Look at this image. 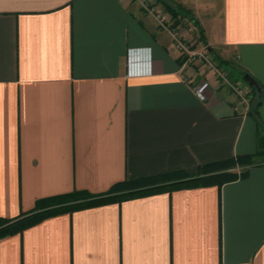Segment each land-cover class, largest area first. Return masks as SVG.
Instances as JSON below:
<instances>
[{
  "label": "crops",
  "instance_id": "1",
  "mask_svg": "<svg viewBox=\"0 0 264 264\" xmlns=\"http://www.w3.org/2000/svg\"><path fill=\"white\" fill-rule=\"evenodd\" d=\"M190 18L183 38L260 89L257 115L199 63L183 66L139 0H0V218L73 190L257 151L264 135V0H147ZM199 28V30H198ZM142 49L150 73L127 76ZM186 73L188 80L183 79ZM209 82L200 99L196 84ZM0 264H264V161L221 185L45 217L0 238Z\"/></svg>",
  "mask_w": 264,
  "mask_h": 264
},
{
  "label": "trees",
  "instance_id": "2",
  "mask_svg": "<svg viewBox=\"0 0 264 264\" xmlns=\"http://www.w3.org/2000/svg\"><path fill=\"white\" fill-rule=\"evenodd\" d=\"M167 9L175 25L184 22L185 17L190 18L191 16L188 10H181L176 5L169 4ZM219 64L223 65L226 62L221 61ZM237 72L238 75H241L245 79L246 73L244 71L231 66L229 74L233 77V80H235L234 75ZM250 89L248 92L250 97L249 112L256 116L257 108L261 101V91L256 84H251ZM257 144L258 148L255 153L250 155H237L232 158L203 165L200 168V172L195 176H189L184 172H171L152 178L126 179L113 184L108 190L98 194H92L86 190H73L67 194L40 200L30 212L22 213L11 218H0V238L20 231L45 217L62 212H70L109 201H117L175 188L213 183L221 185L225 182L233 181L245 176L247 174V167L264 161V135L261 130L258 131Z\"/></svg>",
  "mask_w": 264,
  "mask_h": 264
},
{
  "label": "built area",
  "instance_id": "3",
  "mask_svg": "<svg viewBox=\"0 0 264 264\" xmlns=\"http://www.w3.org/2000/svg\"><path fill=\"white\" fill-rule=\"evenodd\" d=\"M141 6L151 15L155 16L159 24L168 30L174 40L175 48L184 58V65L189 63H199L205 71L211 72L219 81V84L231 90L237 99V108L247 112L250 104V97L246 88L233 80L229 74V69L219 64L212 53L205 46L196 47L193 43L188 42L183 38L180 28L170 24L169 17L166 12L158 11L147 0H139ZM142 49H130L127 53L126 70L127 76H142L150 73V60L143 56ZM183 79L188 80L186 73L183 74ZM209 87L208 81H203L193 87L194 93L204 99V91Z\"/></svg>",
  "mask_w": 264,
  "mask_h": 264
},
{
  "label": "rangeland",
  "instance_id": "4",
  "mask_svg": "<svg viewBox=\"0 0 264 264\" xmlns=\"http://www.w3.org/2000/svg\"><path fill=\"white\" fill-rule=\"evenodd\" d=\"M226 68L227 69H230V66H226ZM234 79H235L234 81H237L238 80V81L246 84L245 83V79H243L241 75H238V72L236 73V75H234Z\"/></svg>",
  "mask_w": 264,
  "mask_h": 264
},
{
  "label": "water",
  "instance_id": "5",
  "mask_svg": "<svg viewBox=\"0 0 264 264\" xmlns=\"http://www.w3.org/2000/svg\"><path fill=\"white\" fill-rule=\"evenodd\" d=\"M247 77H248V76H247V75H245V79H247Z\"/></svg>",
  "mask_w": 264,
  "mask_h": 264
}]
</instances>
